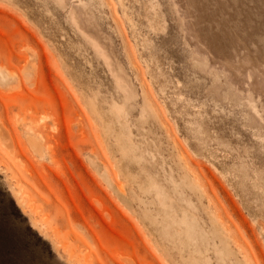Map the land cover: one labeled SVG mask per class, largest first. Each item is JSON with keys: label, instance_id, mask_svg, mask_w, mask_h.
<instances>
[{"label": "rangeland", "instance_id": "1", "mask_svg": "<svg viewBox=\"0 0 264 264\" xmlns=\"http://www.w3.org/2000/svg\"><path fill=\"white\" fill-rule=\"evenodd\" d=\"M0 262L264 264V0H0Z\"/></svg>", "mask_w": 264, "mask_h": 264}, {"label": "trees", "instance_id": "2", "mask_svg": "<svg viewBox=\"0 0 264 264\" xmlns=\"http://www.w3.org/2000/svg\"><path fill=\"white\" fill-rule=\"evenodd\" d=\"M13 222L15 221V220H12ZM28 231H31V230H29V228L27 229ZM24 236V239H25V243H26V245H28V246H30V247H32V248H34V249H36V248H38V246H37V244H35L33 241H32V239H31V237H29V236H26V235H23ZM0 263H2V262H0Z\"/></svg>", "mask_w": 264, "mask_h": 264}]
</instances>
